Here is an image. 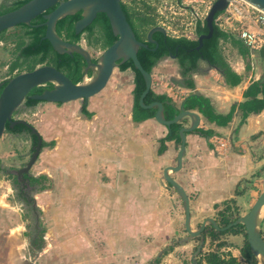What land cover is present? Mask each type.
Masks as SVG:
<instances>
[{
    "label": "rangeland",
    "instance_id": "obj_1",
    "mask_svg": "<svg viewBox=\"0 0 264 264\" xmlns=\"http://www.w3.org/2000/svg\"><path fill=\"white\" fill-rule=\"evenodd\" d=\"M123 1L135 9H144V2L147 1L154 9L152 12L157 24L170 26L178 30V34L189 31L187 23L190 20V10L185 8L183 0ZM23 31L25 28L17 25L0 34V82L7 79L11 62L18 58L24 41V38L20 37ZM140 31L145 37L146 31ZM85 38L86 34H83L82 44L94 59H98L105 50L99 35L91 38L92 46L87 44ZM234 40L240 39L229 35L227 39L221 40V50L226 59L234 65H244L245 56L241 54L239 45L235 44ZM243 47L248 49L244 43ZM260 50L254 52V55L250 52L245 55L249 54L250 58L259 60L260 65L256 70L260 68L264 72V55ZM33 60L34 58L25 61L19 70H29ZM49 63L52 64L50 61L42 64ZM180 68L175 58H162L152 71L154 77H158L157 83H160L155 84V87L163 85L166 92L170 93L169 87L174 85L171 78L179 74ZM247 68L251 69L252 66ZM95 71L93 69L84 75L81 82H90ZM133 81L132 69L123 71L116 67L106 87L87 101L95 98L97 103H102L108 120L121 105L122 119L126 120V109L134 103ZM179 99L180 97L177 101ZM46 102L40 101L33 106L37 109L34 112L27 110V105H23L15 113V117L24 118L34 124L40 121L43 113L48 112L54 116L57 123L64 114H70L72 119H75L77 109L85 100ZM69 128V141L59 145L56 140L51 146H45L31 168L34 177L44 176L33 192L35 208L28 206L19 197V189L13 184L12 172V169L19 168L29 160L31 134L6 131L1 138L0 165H3V168L0 166V264H193L192 254L200 239L196 237L182 241L188 235L183 203L175 188L163 178V160L156 156V147L147 148L145 157L143 154L137 155L131 164L127 165L132 184H93V187H90V184H59L60 173L62 176L67 174L68 178L73 180L75 170L80 168L76 161L79 158L77 146L80 142L75 141L74 137L78 134V129ZM179 146L180 143L176 141L172 152L179 149ZM101 172L100 169V177H106V181L114 179ZM114 180L119 182L120 176H116ZM114 198H119V201L114 203ZM225 209L226 206H223L212 211L221 226L224 218H236L237 209L231 207L229 213L225 212ZM200 212L198 208L191 212L194 229L203 222ZM211 231L212 226L208 225L202 251L226 238L227 241L230 240V232L213 240ZM34 236L38 237V242L31 246ZM243 241L244 234H241L239 240L231 243L234 252L237 253L236 249L240 248Z\"/></svg>",
    "mask_w": 264,
    "mask_h": 264
},
{
    "label": "crops",
    "instance_id": "obj_2",
    "mask_svg": "<svg viewBox=\"0 0 264 264\" xmlns=\"http://www.w3.org/2000/svg\"><path fill=\"white\" fill-rule=\"evenodd\" d=\"M244 56L245 64H239V66L227 59L231 67L242 77L237 85L229 84L224 73L216 68H210L205 60H200L198 67L187 75L183 74L181 67L179 74L171 78L175 88L180 93V99L176 101L171 98L180 110L182 104L194 93L207 97L218 114L227 115L233 110L231 120L225 125H219L216 121L209 120L198 107L192 109L185 107L200 114V123L196 131L187 133L186 153L182 168L178 171H171L170 175L182 184L188 192L191 212L195 208L200 209L203 220L207 217L215 218L212 211L223 206H226L225 212L229 213V208L232 207L237 209L236 217L241 216L250 210L252 204L264 190V109L258 112H250L246 120L241 123L243 112L239 107V104L245 101L244 92L252 82L259 80L264 83V72L260 68L256 70V67L260 65L258 64L259 60L250 58L249 54ZM262 59L264 60V57ZM249 65L252 66L251 69L247 68ZM16 71L17 69L14 72ZM10 76L9 71L6 77ZM152 76L154 86L152 89L170 97L163 85L155 87V84L160 83H157L158 77H154L153 74ZM188 79L193 81V87L187 84ZM132 85L135 88V83ZM159 88L161 90H158ZM101 104L97 103L95 98H91L80 105L75 119H72L70 114H68L69 116L64 114L58 123L49 112L41 115L40 123L34 124L27 120L38 130L43 141L55 142L58 140L59 145L61 142L67 143L69 141L71 137L69 127L78 129V134H75L74 137L75 141L80 142L77 146V154L80 159L76 160L80 168L75 170L73 180L68 178L67 174L62 176L60 173L59 184H90V187H93V184H132L131 173L126 167L131 164L135 156L146 154L147 148L156 147V156L161 161L163 160V173L167 166L176 164L181 141L167 140L165 141V149L163 152H159L161 139L169 132L168 126L159 123L155 116L143 121H135L133 102L132 106L126 109V120L122 119L121 105L115 110V114L110 115V120H108L107 114H104L105 107ZM83 106L92 115H87ZM48 107L51 108V106ZM27 108L31 112L37 110L29 106ZM180 122L182 126H190L191 119L185 117ZM87 126H89V132H87ZM199 128L212 130L213 134L210 137L202 135L198 131ZM215 135L230 139V146L225 151L217 152L214 150L211 137ZM176 141L180 143V146L173 153V146ZM45 146H42V150ZM140 161L139 159L138 162ZM100 169L114 179L116 176L117 178L120 176L121 180L119 182L114 179L106 181V177H100ZM108 199L109 197L106 198V200ZM113 201L115 203L119 201V198H114ZM122 215L121 221L124 231L123 210ZM263 231L264 218L261 223V232L264 236ZM241 234L244 233L230 231V235H228L230 240L227 241L226 238L221 241L224 242L220 248L221 252L225 255L232 254L239 260L242 259L244 257L242 247L245 243V234L243 244L236 249L237 253L234 252L231 244L239 240ZM37 242L38 237L34 236L30 245H35ZM216 245L205 251L215 249Z\"/></svg>",
    "mask_w": 264,
    "mask_h": 264
},
{
    "label": "water",
    "instance_id": "obj_3",
    "mask_svg": "<svg viewBox=\"0 0 264 264\" xmlns=\"http://www.w3.org/2000/svg\"><path fill=\"white\" fill-rule=\"evenodd\" d=\"M123 0H29L18 8L9 10L0 14V33L15 27L19 24L31 25L32 20L42 15L44 22L37 25L46 27L44 39H48L53 49L59 54H80L85 62V74L95 69L90 82H74L65 72L52 64H42L34 69L22 71L6 81L0 82V140L7 129V123L10 127L23 123L29 126L31 131L37 136L38 142L34 148L29 160L19 169V174L29 171L38 159L42 150V137L38 130L24 118H16L17 113L25 104L28 97L41 101L66 103L72 100L84 99L87 101L91 96L96 95L106 87L112 77L115 68L120 64L132 60L136 69H138L144 77L145 89L142 92L139 103L144 108L157 107L155 112L156 120L170 127L172 124L182 121L185 117H190V126H182L179 130L181 138V146L177 155L176 164L167 166L164 169L163 178L170 183L180 196L183 209L185 212V228L188 235L182 241L192 238H199L194 253L192 254L193 264H196L197 257L202 252L206 236L205 231L208 225L213 226L217 230H226L234 225L243 224L247 234V241L258 258L260 264H264V236L261 232V223L264 218V190L259 194L250 210L239 216L233 222L226 226H221L213 217H207L201 225L194 229L192 227V214L190 206V196L184 186L180 184L172 175L171 171H178L182 168L183 158L186 153L187 133L198 128L200 123V114L195 111L181 107L180 112L172 119L165 117V108L162 101H153L145 103V97L153 86L152 72L146 70L139 57L138 51L140 47H148V43H157L153 38L155 32L159 31L167 34L166 29L162 25H155L150 28L147 33V39H138L127 15L123 9ZM264 11V0H246ZM227 6V0H216L206 16L207 32L198 36L199 49L203 45L204 39H208L214 32L215 16L224 10ZM54 7L51 11L48 9ZM81 12L82 16L75 22V33L79 34L85 28L90 26L100 12L106 14L114 35L117 39L101 53L98 60L95 61L90 51L80 42H74L65 39L57 30V22L59 19L68 15H74ZM264 55V46L260 50ZM173 58L174 55H172ZM203 60V59H202ZM210 63V62H209ZM210 68H216L220 72H224L218 66L210 63ZM53 83L52 88H46L41 93H31L38 86H46ZM36 204V203H35Z\"/></svg>",
    "mask_w": 264,
    "mask_h": 264
},
{
    "label": "trees",
    "instance_id": "obj_4",
    "mask_svg": "<svg viewBox=\"0 0 264 264\" xmlns=\"http://www.w3.org/2000/svg\"><path fill=\"white\" fill-rule=\"evenodd\" d=\"M29 0H16L10 7L3 5L0 9V14L7 12L9 10L20 7ZM144 9H135L131 8L127 3L122 1L123 9L127 15V18L132 25L138 39L143 40L144 36L142 35L140 29L143 31H148L151 27L157 24L155 15L153 14V8L147 1L144 2ZM54 7L47 10L51 11ZM82 16L81 12H78L74 15H68L64 18H61L57 22L56 30L67 40H76L78 41L82 37V33L86 31L88 33V38L90 39L95 36V27L100 26L102 30V35L99 36L102 39V44L104 48L110 46L116 39L117 36L113 34L109 19L105 13L100 12L97 15L95 21L84 29L82 33H75V22L80 19ZM44 22L42 15L37 16L32 20L31 25L19 24L25 28V31L20 35L21 38H24L23 44L20 47V53L18 58L11 62L9 66V71L11 73L10 77L15 76L16 74L22 72L19 68L27 61L28 59L34 58L33 65L29 70L37 67L38 64L45 62H51L54 66L65 72L74 82H81L84 78L86 62L84 58L74 52L71 54H59L56 52L50 41L44 39L46 27L43 25H37L40 22ZM207 24H199L197 27L198 34L207 32ZM2 33V32H1ZM0 33V34H1ZM229 35L222 31L217 25L214 26L213 35L204 39L203 45L198 49L199 44L197 39H188L186 37H174L169 34H164L162 32H155L153 38L157 43H148V47H140L138 51V57L143 65V67L152 72L155 65L164 57H174L179 62L180 66L183 69V74L187 75L190 71L195 70L198 66V61L204 59L218 65L224 71V75L227 78V82L231 85H237L240 83L242 77L238 74L229 64L226 57L224 56L221 47L220 41L227 39ZM234 43L239 45V51L241 54L245 55L249 51L246 47H243V43L240 40H234ZM22 59V60H20ZM50 64V63H49ZM132 69L134 71L135 78V88L134 93V107H133V118L135 121H143L147 118L154 117L157 107L153 108H144L139 103V98L142 92L145 89V80L141 72L135 68L133 61L130 59L122 64H120V70ZM17 69L16 72H14ZM91 70L88 72L90 73ZM9 77V78H10ZM7 78V79H9ZM5 79V81L7 80ZM187 84L193 87L194 83L191 79L187 80ZM48 85V86H47ZM46 86L35 87L31 93H41L45 88H52L53 83H49ZM246 97L245 101L239 104L240 109L243 112L242 122L243 123L250 112H258L264 109V83L256 80L252 82L249 87L244 92ZM145 103H151L153 101H162L165 108V117L167 119H172L179 113V108L171 97L166 94H161L155 92L151 89L145 97ZM41 100L32 99L28 97L25 101V105L33 107L37 105ZM188 109L196 108L208 117L211 121H216L219 125L227 124L233 115V110L227 115L218 114L213 109V106L210 100L207 97H204L199 94H191L188 99L182 104ZM84 112L87 115H92L85 106H83ZM182 127L181 122H177L168 127V134L161 139V146L159 152H163L165 149V141L167 140H177L181 141L179 130ZM7 132L12 133H23L27 132L32 135V131L26 124L19 123L14 127H10L9 122L7 123ZM196 131V130H195ZM198 131L205 136L210 137L213 134L212 130H204L199 128ZM36 138V135H34ZM37 139H35L36 142ZM54 142H45L43 141L42 146L50 145ZM42 177H34L36 181L42 180ZM239 217V216H238ZM235 219L224 218L223 226H226L230 222H233ZM207 229V228H206ZM242 232L245 234V243L242 247V255L246 258L248 264H260L258 258L251 251L249 243L247 241V234L245 231V226L243 224L234 225L226 230H217L212 226L211 237L213 240L219 239V237L227 232ZM224 245V242L218 243L215 249L209 251H202L197 258L196 264H242L241 261L234 255L229 254L225 255L221 252L220 248ZM193 263V261H192Z\"/></svg>",
    "mask_w": 264,
    "mask_h": 264
},
{
    "label": "built area",
    "instance_id": "obj_5",
    "mask_svg": "<svg viewBox=\"0 0 264 264\" xmlns=\"http://www.w3.org/2000/svg\"><path fill=\"white\" fill-rule=\"evenodd\" d=\"M216 0H183L185 8L190 10L189 31L178 34V30L166 27L167 34L174 37L196 39L197 27L206 22V16ZM194 2V3H193ZM222 31L238 37L249 49L251 55L264 46V11L246 0H227V6L214 19ZM186 31V30H185ZM170 97L177 101L180 93L174 85L169 87ZM215 151L223 152L230 146V139L225 136L211 137ZM242 264H248L246 258L240 259Z\"/></svg>",
    "mask_w": 264,
    "mask_h": 264
},
{
    "label": "flooded vegetation",
    "instance_id": "obj_6",
    "mask_svg": "<svg viewBox=\"0 0 264 264\" xmlns=\"http://www.w3.org/2000/svg\"><path fill=\"white\" fill-rule=\"evenodd\" d=\"M16 0H1V8H2V6L3 5H6L7 7H10L12 4H13V2H15ZM0 8V9H1ZM43 18V17H42ZM95 21V20H94ZM43 22V21H42ZM42 22H40V23H42ZM204 33V32H203ZM83 34H86V42H87V44L89 45L90 44V46H92L91 45V42H90V39L88 38V33L86 32V31H84L83 33H82V35ZM103 33H102V30H101V28H100V26H98V27H95V36L96 35H99V36H101V38H103V35H102ZM201 34V33H200ZM200 34H198V36L200 35ZM67 39V38H66ZM147 39V34H146V36L144 37V41ZM82 39L80 38L78 41H76V40H70V41H74V42H80L81 44H82V41H81ZM102 40V39H101ZM197 40H198V38H197ZM90 42V43H89ZM83 45V44H82ZM176 59V58H175ZM95 61H97L98 59H94ZM200 60H202V59H200ZM199 60V61H200ZM204 60V59H203ZM199 61H198V63H199ZM206 61V60H205ZM208 63V65H210V63H209V61H207ZM213 64V63H212ZM215 65V64H214ZM120 66V65H119ZM119 66H118V68H119ZM216 66H218V65H216ZM198 67V66H197ZM219 67V66H218ZM220 69H221V67H219ZM222 70V69H221ZM134 80H135V78H134ZM134 83H135V81H134ZM48 86V85H47ZM48 88V87H47ZM46 89V88H45ZM25 105V104H24ZM22 108V107H21ZM24 133H26V131L24 132ZM34 133H32V135H31V138H32V142H31V150H30V154L32 155V153L34 152V148H35V146H36V144H37V142H38V139H37V136H36V138L34 137ZM35 139H37L36 140V142H35ZM31 155H30V157H31ZM29 157V158H30ZM28 161V160H27ZM26 164V162H24L19 168H17V169H12V172H13V174H14V179H13V184H14V186H17V188L19 189L18 190V192H19V197L23 200V202H26L27 203V205L28 206H31V208H35V200H34V196H33V192H34V190H36V188H37V186H38V184L37 183H39V182H37V181H35V179H34V175H33V173H32V171H31V169H29V171H27V172H24V173H21V174H19V169L20 168H22L24 165ZM1 166V168H3V165H0ZM34 210V212H35V209H33Z\"/></svg>",
    "mask_w": 264,
    "mask_h": 264
}]
</instances>
